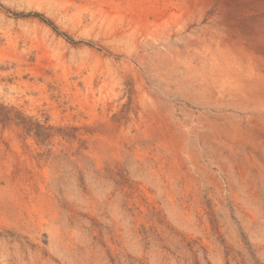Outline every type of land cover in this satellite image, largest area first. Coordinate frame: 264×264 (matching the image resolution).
Returning <instances> with one entry per match:
<instances>
[{"label":"rangeland","instance_id":"obj_1","mask_svg":"<svg viewBox=\"0 0 264 264\" xmlns=\"http://www.w3.org/2000/svg\"><path fill=\"white\" fill-rule=\"evenodd\" d=\"M107 1L0 0V264H264V211L193 205L106 144Z\"/></svg>","mask_w":264,"mask_h":264},{"label":"bare ground","instance_id":"obj_2","mask_svg":"<svg viewBox=\"0 0 264 264\" xmlns=\"http://www.w3.org/2000/svg\"><path fill=\"white\" fill-rule=\"evenodd\" d=\"M107 2L103 87L121 118L103 126L108 147L193 205L262 213L264 0Z\"/></svg>","mask_w":264,"mask_h":264}]
</instances>
